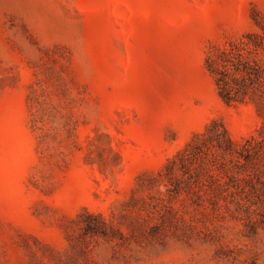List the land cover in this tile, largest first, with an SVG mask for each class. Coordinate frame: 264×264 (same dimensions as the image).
Listing matches in <instances>:
<instances>
[{
  "label": "rangeland",
  "instance_id": "1",
  "mask_svg": "<svg viewBox=\"0 0 264 264\" xmlns=\"http://www.w3.org/2000/svg\"><path fill=\"white\" fill-rule=\"evenodd\" d=\"M238 53L264 0H0V264H264V108L208 68Z\"/></svg>",
  "mask_w": 264,
  "mask_h": 264
},
{
  "label": "trees",
  "instance_id": "2",
  "mask_svg": "<svg viewBox=\"0 0 264 264\" xmlns=\"http://www.w3.org/2000/svg\"><path fill=\"white\" fill-rule=\"evenodd\" d=\"M249 43H253L256 49L261 47L260 41L250 40ZM208 68L215 76L220 96L226 102L241 100L253 93L254 98L264 108V67L259 60H251L249 57H244L240 53L235 56L228 54V56L223 57V62L221 63H218L217 60H209ZM219 125L221 128L220 132L217 133L215 131L211 137L217 141L220 147L223 146L224 142L227 146L225 149L234 148L236 145L228 129L223 123ZM215 126H217V123H214L213 128L210 130L213 131ZM262 131L264 133V127ZM252 139L247 138L243 145L234 148L240 156L250 152L249 145ZM201 146L202 144L197 145V150H201ZM258 146L261 148L264 147V134L262 139L258 140Z\"/></svg>",
  "mask_w": 264,
  "mask_h": 264
}]
</instances>
